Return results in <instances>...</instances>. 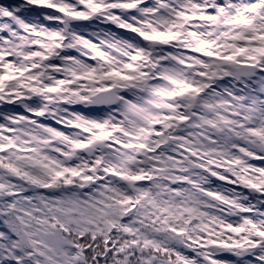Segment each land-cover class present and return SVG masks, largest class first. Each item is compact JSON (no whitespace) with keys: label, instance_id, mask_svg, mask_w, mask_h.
I'll return each instance as SVG.
<instances>
[{"label":"snow or ice","instance_id":"obj_1","mask_svg":"<svg viewBox=\"0 0 264 264\" xmlns=\"http://www.w3.org/2000/svg\"><path fill=\"white\" fill-rule=\"evenodd\" d=\"M0 264H264V0H0Z\"/></svg>","mask_w":264,"mask_h":264}]
</instances>
